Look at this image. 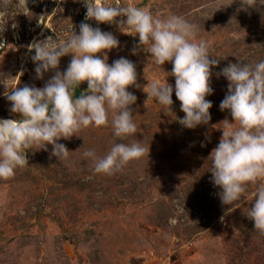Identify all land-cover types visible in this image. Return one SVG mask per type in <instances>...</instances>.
Instances as JSON below:
<instances>
[{"label":"rangeland","instance_id":"obj_1","mask_svg":"<svg viewBox=\"0 0 264 264\" xmlns=\"http://www.w3.org/2000/svg\"><path fill=\"white\" fill-rule=\"evenodd\" d=\"M120 2L198 25L215 56L210 58L219 59L212 68L213 94L206 97L213 104L211 120L185 128L178 122L185 114L175 91L170 110L148 98L153 81L167 79L174 89L175 78L167 77L172 64L154 65L150 53L137 47L138 36L122 33L116 24L86 21L84 0H11L0 16L5 44L0 81L9 78V90L17 84L42 88L54 71L36 77L31 45L48 37L67 39L72 29L79 34L81 22L111 32L120 45L107 52V62L132 61L140 85L128 88L137 97L132 105L137 134L122 142L138 140L150 151L113 175L93 174L92 161L82 155L94 150L102 157L113 142H121L114 141L111 127H88L61 138L58 143L70 151L64 160L51 155V145L29 151V165L11 179H0V264H264V236L247 218L256 186L232 206L223 205L208 159L222 136L219 123L232 120L230 111L219 107L228 81L217 74L229 63L264 60V6L242 10L239 0L230 6L231 0ZM70 60L62 57L58 70H66ZM86 89V82L76 86L74 98ZM6 91L0 83V117L16 119Z\"/></svg>","mask_w":264,"mask_h":264},{"label":"clouds","instance_id":"obj_2","mask_svg":"<svg viewBox=\"0 0 264 264\" xmlns=\"http://www.w3.org/2000/svg\"><path fill=\"white\" fill-rule=\"evenodd\" d=\"M10 3L11 0H2L0 16L6 14ZM239 3L242 10L264 6V0ZM84 4L86 21L116 24L122 33L138 36L137 47L150 53L154 65L172 64L167 77L175 78L174 89L167 79L153 81L147 85L148 98L170 110L175 91L185 114L178 120L183 127L194 129L209 123L213 104L206 97L213 94L212 68L219 65V59L210 58L215 56L210 54V44L199 36L197 24L176 14L157 17L146 8L122 5L120 0H84ZM119 45L111 32L81 22L79 34L72 29L67 39L48 37L30 46L29 50L35 51L31 59L36 65V77L43 79L50 70L54 75L42 88L17 84L9 90V78L0 81L7 89L4 95L11 103L10 111L18 116L0 119V179H11L17 169L29 165L27 153L33 149L46 150L51 145L52 156L67 159L70 151L58 141L88 127H111L114 141H121L113 142L102 157L94 150L83 152V157L92 161L93 174L113 175L129 162L149 154L150 148L138 140L122 142L137 134L132 109L137 97L128 88L140 85L132 61L121 57L111 65L107 62V52ZM4 46L0 43V47ZM132 54H136V48ZM66 55L71 60L61 72L60 59ZM217 75L228 81L227 94L219 107L221 111L229 110L232 120H223L219 123L223 126L217 128L222 136L208 157L211 182L221 189L218 195L226 206H232L250 186H256L247 218L264 236V60L229 63ZM84 82L85 94L74 98V88ZM169 222L176 223L174 219Z\"/></svg>","mask_w":264,"mask_h":264},{"label":"water","instance_id":"obj_3","mask_svg":"<svg viewBox=\"0 0 264 264\" xmlns=\"http://www.w3.org/2000/svg\"><path fill=\"white\" fill-rule=\"evenodd\" d=\"M0 119H11V118H4V117H0Z\"/></svg>","mask_w":264,"mask_h":264}]
</instances>
